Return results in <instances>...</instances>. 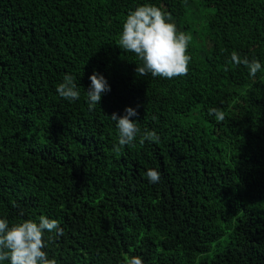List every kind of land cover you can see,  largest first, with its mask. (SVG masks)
<instances>
[{"label": "trees", "instance_id": "trees-1", "mask_svg": "<svg viewBox=\"0 0 264 264\" xmlns=\"http://www.w3.org/2000/svg\"><path fill=\"white\" fill-rule=\"evenodd\" d=\"M145 2L191 36L184 76H141L119 47ZM93 71L109 91L89 111ZM64 74L72 102L55 93ZM125 107L138 136L116 150L108 117ZM39 215L64 231L44 237L56 264H264V0H0V217Z\"/></svg>", "mask_w": 264, "mask_h": 264}, {"label": "clouds", "instance_id": "clouds-1", "mask_svg": "<svg viewBox=\"0 0 264 264\" xmlns=\"http://www.w3.org/2000/svg\"><path fill=\"white\" fill-rule=\"evenodd\" d=\"M168 21V13L147 2L130 9L121 22L118 45L125 52L135 55L140 62L135 71L141 76L149 74L152 77L171 79L184 76L188 72V63L191 59L186 54L190 35L176 30V26ZM233 65L246 67L248 75L255 76L261 69V63L253 58L251 60L232 52L229 57ZM89 85L85 95L87 109L92 111L103 93L109 91L105 78L92 72L88 76ZM57 96L65 101L72 102L79 96L74 78L64 74L62 81L55 87ZM216 120H223L224 115L218 108L207 110ZM137 112L134 107H125L121 115L113 112L108 119L114 122L116 129V144L114 148L131 144L138 136L135 119ZM143 139L158 142L159 137L154 131L144 133ZM148 183L160 182V172L154 168L144 172ZM21 216L23 213L20 214ZM51 242L64 235L63 229L57 220L39 215L35 219H24L19 223L9 224L8 220L0 217V264H56V260L49 258L46 251L44 237ZM121 264H144L138 255L124 256Z\"/></svg>", "mask_w": 264, "mask_h": 264}]
</instances>
